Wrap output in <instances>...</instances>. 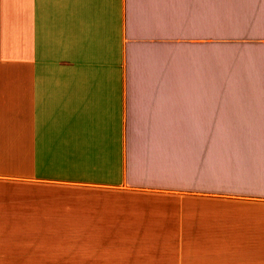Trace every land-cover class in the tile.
<instances>
[{
    "label": "crops",
    "instance_id": "crops-1",
    "mask_svg": "<svg viewBox=\"0 0 264 264\" xmlns=\"http://www.w3.org/2000/svg\"><path fill=\"white\" fill-rule=\"evenodd\" d=\"M218 39V0H0V264H264L222 153L264 89L213 86Z\"/></svg>",
    "mask_w": 264,
    "mask_h": 264
},
{
    "label": "rangeland",
    "instance_id": "rangeland-1",
    "mask_svg": "<svg viewBox=\"0 0 264 264\" xmlns=\"http://www.w3.org/2000/svg\"><path fill=\"white\" fill-rule=\"evenodd\" d=\"M218 38L216 61L212 66L213 86L219 89H264V0H218ZM236 130L241 132L244 129H221L222 134L226 132L221 141L228 142ZM246 130H255L262 135L256 134L258 136L232 144V160L246 162L247 167L258 169L259 165L264 166V129ZM243 172L236 168L235 174L229 178L224 176V180L241 182L248 175ZM252 177H258V174ZM240 193L248 192H227L229 195Z\"/></svg>",
    "mask_w": 264,
    "mask_h": 264
},
{
    "label": "trees",
    "instance_id": "trees-1",
    "mask_svg": "<svg viewBox=\"0 0 264 264\" xmlns=\"http://www.w3.org/2000/svg\"><path fill=\"white\" fill-rule=\"evenodd\" d=\"M221 130V129H220ZM226 132H224L223 134L220 132V148H221V145H222V141H221V137L222 136H224V134H225ZM237 133H234L233 132V135H236ZM231 135V134H230ZM224 152H226V153H228L227 155H232L233 153L230 151V150H226V149H224V151L222 152V153H224ZM220 155H223V154H220ZM225 155V154H224ZM230 157H233V156H230ZM225 158H226V156H225ZM233 158H231V161L229 162L230 164H231V166H232V169L233 170H236V168H238V169H242L243 171H246V170H249V169H252V167H247V163L246 162H233V160H232ZM262 173L264 174V170L262 171ZM242 183H243V181H241ZM264 182V181H263ZM244 183H246V182H244Z\"/></svg>",
    "mask_w": 264,
    "mask_h": 264
}]
</instances>
